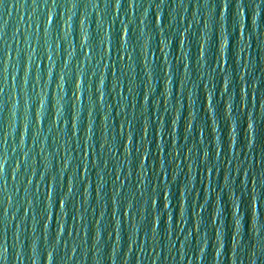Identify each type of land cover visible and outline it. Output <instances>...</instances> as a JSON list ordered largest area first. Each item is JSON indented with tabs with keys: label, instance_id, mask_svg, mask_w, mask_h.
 <instances>
[{
	"label": "water",
	"instance_id": "1",
	"mask_svg": "<svg viewBox=\"0 0 264 264\" xmlns=\"http://www.w3.org/2000/svg\"><path fill=\"white\" fill-rule=\"evenodd\" d=\"M0 264H264V0H0Z\"/></svg>",
	"mask_w": 264,
	"mask_h": 264
}]
</instances>
